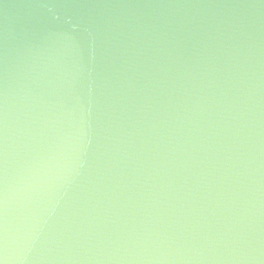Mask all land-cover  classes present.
Listing matches in <instances>:
<instances>
[{"label":"water","instance_id":"obj_1","mask_svg":"<svg viewBox=\"0 0 264 264\" xmlns=\"http://www.w3.org/2000/svg\"><path fill=\"white\" fill-rule=\"evenodd\" d=\"M0 264H264V0H0Z\"/></svg>","mask_w":264,"mask_h":264}]
</instances>
